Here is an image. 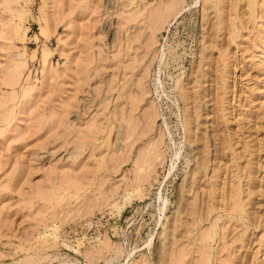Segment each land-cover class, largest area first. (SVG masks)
<instances>
[{"label": "rangeland", "instance_id": "1", "mask_svg": "<svg viewBox=\"0 0 264 264\" xmlns=\"http://www.w3.org/2000/svg\"><path fill=\"white\" fill-rule=\"evenodd\" d=\"M0 264H264V0H0Z\"/></svg>", "mask_w": 264, "mask_h": 264}, {"label": "bare ground", "instance_id": "2", "mask_svg": "<svg viewBox=\"0 0 264 264\" xmlns=\"http://www.w3.org/2000/svg\"><path fill=\"white\" fill-rule=\"evenodd\" d=\"M172 2V1H171ZM170 3V2H169ZM174 5V4H173ZM166 7V6H165ZM171 10H172V8H171Z\"/></svg>", "mask_w": 264, "mask_h": 264}]
</instances>
